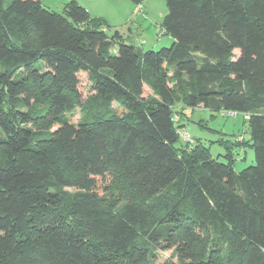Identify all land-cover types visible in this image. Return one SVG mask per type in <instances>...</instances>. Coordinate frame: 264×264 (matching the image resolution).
<instances>
[{
  "label": "trees",
  "instance_id": "obj_1",
  "mask_svg": "<svg viewBox=\"0 0 264 264\" xmlns=\"http://www.w3.org/2000/svg\"><path fill=\"white\" fill-rule=\"evenodd\" d=\"M166 2L174 43L143 51L0 0V264H264V0ZM179 105L249 115L256 164L182 143Z\"/></svg>",
  "mask_w": 264,
  "mask_h": 264
},
{
  "label": "rangeland",
  "instance_id": "obj_2",
  "mask_svg": "<svg viewBox=\"0 0 264 264\" xmlns=\"http://www.w3.org/2000/svg\"><path fill=\"white\" fill-rule=\"evenodd\" d=\"M76 1L87 9L93 20H104L106 33L112 37L119 32L128 45L143 51H160L169 48L174 38L163 29L164 18L168 14L166 0H142L135 4L130 0H41L50 11L63 14L64 6ZM239 56L240 52H235ZM87 74L80 75V91L83 100L93 94ZM150 93V91L148 90ZM181 132V142L193 140L206 146L214 159L228 162L227 155L232 152L234 170L239 173L256 164L255 151L248 145H236V140L250 141L246 120L249 115L243 113L212 112L202 106L197 108L175 107ZM82 112L77 109L71 116L73 123H78ZM180 146V143L177 145ZM164 257L162 258V260Z\"/></svg>",
  "mask_w": 264,
  "mask_h": 264
},
{
  "label": "built area",
  "instance_id": "obj_3",
  "mask_svg": "<svg viewBox=\"0 0 264 264\" xmlns=\"http://www.w3.org/2000/svg\"><path fill=\"white\" fill-rule=\"evenodd\" d=\"M186 138V140L189 142V138H187V137H185Z\"/></svg>",
  "mask_w": 264,
  "mask_h": 264
}]
</instances>
